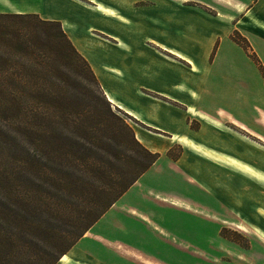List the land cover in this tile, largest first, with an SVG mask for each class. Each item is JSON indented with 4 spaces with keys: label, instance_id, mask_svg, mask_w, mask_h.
<instances>
[{
    "label": "crops",
    "instance_id": "crops-1",
    "mask_svg": "<svg viewBox=\"0 0 264 264\" xmlns=\"http://www.w3.org/2000/svg\"><path fill=\"white\" fill-rule=\"evenodd\" d=\"M263 1L0 0V13H34L45 20L59 21L90 63L108 99L136 122L133 127L137 138L161 154L101 219L120 205L128 209L130 227L150 225L156 202L173 207L185 203L184 211L195 214L185 197L171 198L150 185L153 174H160L163 165L166 179L181 175L185 183L196 186L209 200L212 194L226 199L228 174L235 183L242 178L241 169L249 167V172H254L247 164L255 165L256 159L253 151L252 158L243 153L242 132H226L221 125L229 119L256 141H264V111L258 109V115L248 122L230 114L209 115L191 104L196 90H210L214 71L224 72L223 76L238 71L242 77L244 58L252 63L232 36L238 31L252 46L255 40H264V17L254 15L258 8H264ZM193 122L200 125L198 129H193ZM175 145L183 148L176 159L168 155ZM232 163L240 171L228 170ZM147 185L151 187L147 189ZM201 209L202 215L209 217L208 211ZM119 215L114 214L107 225L116 222ZM153 225V230L158 229ZM94 227L57 264H107L84 255L98 254V247H104L103 239L126 248L129 261L142 263L137 255L146 254L99 231L90 236ZM173 239L179 240L174 235Z\"/></svg>",
    "mask_w": 264,
    "mask_h": 264
},
{
    "label": "trees",
    "instance_id": "trees-1",
    "mask_svg": "<svg viewBox=\"0 0 264 264\" xmlns=\"http://www.w3.org/2000/svg\"><path fill=\"white\" fill-rule=\"evenodd\" d=\"M0 17L38 18L64 43L44 54L65 68L0 70V264H57L161 154L137 138L59 21ZM232 38L254 58L247 38Z\"/></svg>",
    "mask_w": 264,
    "mask_h": 264
},
{
    "label": "rangeland",
    "instance_id": "rangeland-1",
    "mask_svg": "<svg viewBox=\"0 0 264 264\" xmlns=\"http://www.w3.org/2000/svg\"><path fill=\"white\" fill-rule=\"evenodd\" d=\"M262 8H258L254 15L264 17ZM57 33L55 25L50 26L35 17H0V70L15 71L32 65L38 71H43L47 66L65 68L64 61H45L49 58L44 54L46 49L59 50L64 44L52 36ZM249 44L248 49L255 59L241 45L252 61L248 64L244 58L242 77H239L238 71L237 74L227 72L226 76H223L224 72L214 71L210 90H196L191 105L209 115L224 117L230 114L248 122L258 115V109L264 111V40H255L253 46ZM76 67L81 71L78 78L87 81L85 72L80 66ZM128 119L132 126H136L134 120ZM225 125L221 126L226 132L234 129L242 132L243 153L252 158L253 151V159H256L253 166L245 163L254 172H249V167H245L248 170L245 171L233 163L229 166L228 170L231 171L241 169L243 175L234 183L228 174L225 200L214 198V194L209 200L196 186L185 183L181 175L177 174L176 179H166L167 170L163 165L160 174H153L150 185L159 188L158 191L169 193L171 198H177V195L185 197L196 213L184 211L185 203L173 207L156 202L153 206L156 213L150 214L153 219L150 225L137 223L130 227L128 209L117 205L105 219H100L94 225L90 236L94 237V232L99 231L109 239L131 245L148 257L137 255L142 263L131 262L127 259L126 248L111 245L107 239L102 241L103 248L98 247V254L87 252L85 257L107 264H264V141H256L253 139L255 137L231 124L229 119ZM199 126L196 122L192 124L195 130ZM182 150L180 145H175L171 149L173 158H178ZM151 186L147 185V189ZM201 207L208 211L209 217L202 215ZM114 214L119 215L118 220L108 226L107 220ZM153 224H157L158 229L153 230ZM172 233L179 239L178 242L173 239ZM150 257L162 259L163 262Z\"/></svg>",
    "mask_w": 264,
    "mask_h": 264
}]
</instances>
